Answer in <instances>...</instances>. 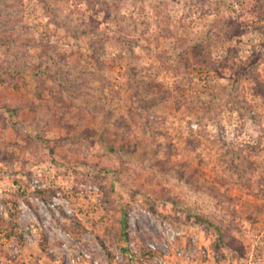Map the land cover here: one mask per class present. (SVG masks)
Returning <instances> with one entry per match:
<instances>
[{"label":"rangeland","instance_id":"374dc122","mask_svg":"<svg viewBox=\"0 0 264 264\" xmlns=\"http://www.w3.org/2000/svg\"><path fill=\"white\" fill-rule=\"evenodd\" d=\"M0 264H264V0H0Z\"/></svg>","mask_w":264,"mask_h":264},{"label":"trees","instance_id":"16d2710c","mask_svg":"<svg viewBox=\"0 0 264 264\" xmlns=\"http://www.w3.org/2000/svg\"><path fill=\"white\" fill-rule=\"evenodd\" d=\"M45 54L47 55L48 58H51L52 55L48 53V51L45 52ZM183 64H184V68L186 69V71H190V69H205L208 72L209 71H215V72H219L218 71V67L215 65V62H213L212 60H209V58L206 57L205 55V46L203 45V43H200L198 45H196L193 50H192V60H189V58L187 59V57L182 58ZM6 107H8V105L5 104ZM40 124V123H39ZM49 124V121H48ZM97 173V172H95ZM93 174L92 177H90L89 181L86 182H91V183H95V181H97L98 176L96 174ZM54 195V194H53ZM150 214L156 215L157 211L155 209L154 206L151 207V209L149 210ZM163 223H166L164 220H161ZM126 226V223H124V227ZM217 232L219 233V231L217 230ZM14 233L9 230L7 232V237L9 239H13ZM19 238L21 239L22 236L18 235ZM100 244L102 245V247L105 250V253L107 256H111L110 252L107 251V248L104 246V242L99 241ZM47 243V237L43 236L42 241L40 242L41 246L44 247V245H46ZM216 246V244H215ZM146 248V247H145ZM156 248V247H155ZM218 249V248H217ZM149 251H147V255H151L155 252L156 249H149Z\"/></svg>","mask_w":264,"mask_h":264},{"label":"built area","instance_id":"2783aa9c","mask_svg":"<svg viewBox=\"0 0 264 264\" xmlns=\"http://www.w3.org/2000/svg\"><path fill=\"white\" fill-rule=\"evenodd\" d=\"M171 239V238H170ZM173 239V238H172ZM150 247L152 248V249H155V246H154V244H150Z\"/></svg>","mask_w":264,"mask_h":264}]
</instances>
